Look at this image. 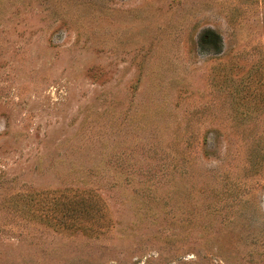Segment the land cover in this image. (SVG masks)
I'll return each mask as SVG.
<instances>
[{"label": "rangeland", "instance_id": "rangeland-1", "mask_svg": "<svg viewBox=\"0 0 264 264\" xmlns=\"http://www.w3.org/2000/svg\"><path fill=\"white\" fill-rule=\"evenodd\" d=\"M0 264H264V0H0Z\"/></svg>", "mask_w": 264, "mask_h": 264}, {"label": "trees", "instance_id": "trees-1", "mask_svg": "<svg viewBox=\"0 0 264 264\" xmlns=\"http://www.w3.org/2000/svg\"><path fill=\"white\" fill-rule=\"evenodd\" d=\"M205 43H207V42H205ZM204 48V47H203ZM206 48V47H205Z\"/></svg>", "mask_w": 264, "mask_h": 264}]
</instances>
